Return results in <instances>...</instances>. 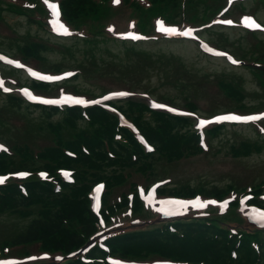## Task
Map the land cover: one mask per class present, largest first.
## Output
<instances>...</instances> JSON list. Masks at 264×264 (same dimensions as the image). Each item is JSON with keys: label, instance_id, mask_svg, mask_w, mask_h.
Segmentation results:
<instances>
[{"label": "trees", "instance_id": "trees-1", "mask_svg": "<svg viewBox=\"0 0 264 264\" xmlns=\"http://www.w3.org/2000/svg\"><path fill=\"white\" fill-rule=\"evenodd\" d=\"M152 2L156 7L162 5L174 10H177L181 3L180 0ZM10 6L16 12L26 15L29 22L36 23L39 27H48L45 19L41 17V8L28 10L13 4ZM62 7L64 17L70 23L78 28L85 26L92 34L84 38L86 45L84 56L78 59L77 66L81 74H92V78L95 79L97 73H102L101 69L111 64L105 63L103 66L101 63L103 58L98 57L95 51L106 41L102 28L104 21L113 14V10L109 3L105 2L103 5L96 0H62ZM134 10L140 11L138 5ZM188 10L198 12L199 8L197 5L188 7ZM193 16L197 18L196 15ZM194 17L192 19L195 20ZM45 40L48 43L27 42L19 44L17 48L26 58H41V63L46 68L54 70L65 68L63 61L51 63L46 59L47 56L46 58L43 56L46 48L51 49L50 38ZM154 59L156 63L162 61V57ZM146 66L147 64L142 66L140 62L133 61L127 66V73H123L126 74V81L141 86L145 77L142 70ZM253 71L255 74H262L258 69ZM140 72L142 73L139 74ZM189 81L182 84H190ZM262 82L264 83V80ZM238 83L223 76L218 80L220 90L228 98H235L240 101L241 107H246V103L241 101L243 94ZM49 86L40 84L38 88L50 90ZM167 98L175 101V98L169 95ZM185 101L190 108L197 109V103L188 96L185 97ZM31 108L41 111L42 120L34 123L28 118L25 119L27 123L25 131L28 132L30 139L27 136L25 139L6 136L11 134L14 126L5 122L12 117L4 119L3 116L11 112L14 117L22 109ZM120 108L136 122L155 145L153 152L145 150L131 128L120 124L118 115L99 106L88 108L85 115L79 107H66L60 111L54 107L26 103L16 94L5 96L4 107L0 108V138L4 137L11 145V152H0V174L27 169L31 171V175L21 181L27 187L26 192L22 191L20 182L14 178L0 185V217L5 214H16L26 220L4 243H0V248L5 245L16 247L37 244L40 249L60 251L64 254L80 249L98 230L97 217L92 211L88 197L93 182L103 178L107 180L108 190L103 212L110 222L111 214L123 212L129 205L127 192L121 191L119 198L115 197V191L131 184V178L135 174L150 179L159 175L161 161L171 163L203 152L191 117L153 110L145 99L136 97L124 101ZM59 113H62L60 118H55L54 116ZM224 129L225 126L212 129L211 142L222 134ZM37 133L47 137H44L45 140L42 142L31 141V138L38 137ZM236 144L234 142L231 147L233 155H250L251 152L262 151L264 137L255 141L243 140L242 143ZM68 151L75 153L74 156L69 155ZM61 167L75 170L74 183H66L61 179L58 172ZM39 169H47L55 176V180L58 179L61 183V189L57 190L53 181L41 179L37 174ZM261 184L263 183H259L257 187L261 188ZM135 185L133 182L131 186L132 190L136 191ZM234 186V183L221 186L205 183L192 185L186 182L177 187H166L165 192L188 195L189 192L200 189L221 195L235 188ZM133 217L141 221L151 218L137 193ZM231 220L233 219L216 216L182 218L173 222L175 230H172L168 223L134 227L136 229L131 231L127 229L121 231L120 228L117 233L107 238V242L111 255L128 260H147L158 256L175 260L203 261L208 264H264L263 230L239 222V225L235 226L239 232L235 233L231 229L233 226ZM234 249L236 255H233ZM28 252L27 250L24 253ZM88 256L92 259L89 263L83 262L80 255H75L60 262L41 264H111L107 260L108 253L99 246L91 249Z\"/></svg>", "mask_w": 264, "mask_h": 264}, {"label": "rangeland", "instance_id": "rangeland-1", "mask_svg": "<svg viewBox=\"0 0 264 264\" xmlns=\"http://www.w3.org/2000/svg\"><path fill=\"white\" fill-rule=\"evenodd\" d=\"M17 1L22 2L21 0ZM7 2V0H0V53L8 55L21 54L17 48L19 44H23L24 42L33 43L37 40L40 41V39L37 38L40 35L49 36V32L38 28L35 23H30L26 16L16 12L11 8L9 2ZM50 3L51 2L48 1V4ZM199 3H201V1H199ZM247 6L249 12L250 10H255L259 18L264 21V4L247 3ZM202 34L204 38H211L215 41H219L222 46L232 49L238 56H242V53L249 51V54H244L248 59L251 57L264 58V31L257 36L258 43L256 45L252 43L254 38L249 37V33L240 28L218 27L217 31L207 29L203 31ZM55 40H58L60 43L54 49L46 48L44 52H46L47 58L44 54L43 56L51 63L63 61L62 63L67 67L79 65L78 59L82 58L84 54L83 40L78 41L72 38H55ZM70 45H72V47L75 46V58L70 54L71 50L68 49ZM109 46L113 47L111 49L112 53L107 52L105 48H103V52L104 58H106L105 62L111 64L101 69L102 73H97L95 75L96 80L92 78V74L89 76H79L77 78V85L80 88H90L95 93H99L104 86H125L122 79H116L115 76L121 78V72L127 73V66L132 64L136 58L133 55H128L126 49H123L121 46L112 44H109ZM138 48L142 50L147 49L149 55L154 54L156 56H162L174 54L176 57H179V59L181 58L188 67L187 69L181 66L178 69V75L186 72L192 79L198 82L196 87L193 85V83L196 82H192V84H182V82H186L185 78L179 77L178 81H174L172 77L166 78L164 72L157 64H152L149 62L148 58H144L143 62L140 63H145L147 66L142 70L145 72V77L142 82L143 85L141 86L143 89L150 86L151 91L159 99L164 97V95L175 96L177 104L183 106L185 95H190L191 98L206 97V100L202 101L200 109V113L203 116H208L211 112H219L230 108L231 103L226 99L224 94H217L213 97L208 92V88L200 83L201 79L212 78L220 74L228 77V79H235L239 82L240 88L246 95L244 101L247 102L248 105L256 107L260 105L264 106V84L261 81L264 80V70L261 75L255 74L253 70L246 65L248 60L243 62V65H233L230 62L231 60L229 61L224 57L213 58L203 55L202 52H199L196 42L175 39L145 43ZM253 54H255V56H252ZM35 66H37V64H35ZM10 68L11 67L5 62L2 60L0 61V70L2 74L7 79L8 84L17 92L18 87H15L16 84L13 79L27 83L28 78L24 71H15L13 74L14 77H11V73L9 72ZM101 76H103V78ZM127 86L128 85L125 87ZM209 101H214V105L217 106L213 111L210 110ZM4 104L5 95L0 93V108L4 107ZM3 110L5 111V108H3ZM20 113L17 115V118H19L21 122H24L27 118L34 123H39L42 120L41 111L38 109H22ZM61 114L62 113H59L54 117L60 118ZM10 117H13L11 112H7L6 115L3 116L4 119ZM5 122L11 124V121ZM26 125L27 124L15 127L13 124L14 127L12 128L11 134L9 131L8 133L10 135L6 134V136L22 139H25V136H27L29 138L27 135L28 132L25 131ZM37 135L38 137L34 139L31 138V141L38 143L40 139L47 137V135L41 136L40 133H37ZM256 136V129L254 126L242 124L228 125L222 134L217 138L215 137L213 140L211 152L208 154H198L194 159L190 158L189 160L178 161L169 167V172L164 174L163 177L172 176L171 178L174 184L187 181L195 184L200 182L226 184L231 181L232 178L234 180L237 179L236 181L241 184L242 182L252 181L254 178L256 182V180L258 181L261 177H264V150L261 152L255 151L249 156L241 155L238 157H233L230 152V146L233 142L239 141L242 138H255ZM161 173H164V171L161 170ZM25 221L23 217L16 214H5L1 216L0 243L9 238Z\"/></svg>", "mask_w": 264, "mask_h": 264}, {"label": "snow or ice", "instance_id": "snow-or-ice-1", "mask_svg": "<svg viewBox=\"0 0 264 264\" xmlns=\"http://www.w3.org/2000/svg\"><path fill=\"white\" fill-rule=\"evenodd\" d=\"M54 14L58 15V12H56V6L52 5ZM54 23H56L57 25V30H63L65 33H67V29L64 27L63 24H59L57 21H54ZM225 23H231V21H225ZM244 23L246 26L248 27H255V28H260L261 26L256 24L255 21L251 20V18H245ZM161 31L164 32H176V29L173 28H165L163 26H161ZM190 32H183L180 33V35H189ZM133 38H139V37H133ZM0 59H3L2 57H0ZM10 63H12L11 61H9ZM233 63H236V61H232ZM33 75H37L36 73H32ZM71 75V74H69ZM41 79H53L52 77H40ZM0 86H2V82H0ZM7 90V89H6ZM116 95H127V93H118ZM73 98H65L64 102H67L68 100H72ZM107 99V97L105 98ZM45 103H59L60 101H44ZM73 102L75 103H84V101L79 100V99H75ZM156 107H162L161 105H155ZM259 119H264V117H260V116H247V117H240V116H224V117H218L217 120H234V121H241V122H248V121H255V120H259ZM207 123H211V121H200L199 124L200 126H203L204 124ZM0 148H2V146H0ZM6 178H0V183H4V180ZM165 204H182V202L179 201H165L163 202ZM207 203H215V202H207ZM182 206H186L183 205ZM195 206L198 207H206L207 204L203 203V202H195ZM165 214H174V213H170V212H166ZM259 219L261 221H264V213L260 214Z\"/></svg>", "mask_w": 264, "mask_h": 264}]
</instances>
